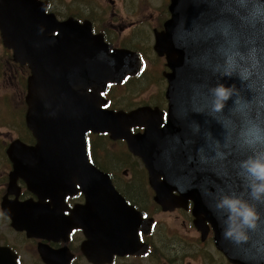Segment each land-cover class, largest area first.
<instances>
[{
    "label": "flooded vegetation",
    "instance_id": "flooded-vegetation-1",
    "mask_svg": "<svg viewBox=\"0 0 264 264\" xmlns=\"http://www.w3.org/2000/svg\"><path fill=\"white\" fill-rule=\"evenodd\" d=\"M43 1L48 3L49 11H53L60 19L72 16L81 22L89 20L95 32L103 34L106 41L113 47H125L137 51L143 59L144 66L155 64L164 68V60L153 52L154 33L164 18V11L160 12V7L163 6L156 7L155 0ZM5 61L9 66L7 77L12 79L17 64L9 52ZM21 70L24 75H27V70L24 67H21ZM141 72L137 76L127 77L120 84L111 85L113 93L117 96V101L124 109L132 108L133 91L139 90V97L143 96L148 86L161 82L165 70L145 69ZM2 77L3 75L0 76V79ZM5 99L6 96L0 94V103H3ZM143 104L165 108V103L160 99L147 98ZM23 106L22 102V105L16 108L0 107V245H8L11 248H13L11 245L12 236H16L18 232L13 230L12 219L7 211L12 205L9 201L16 198V195L9 190V176L13 164L7 156V148L12 141L14 128L23 141L30 143L34 141L25 124V108ZM22 114H24V120ZM19 116L21 117L20 123L17 122ZM90 136L92 137L90 143L92 157H99L105 168L109 169L114 177L122 170L126 178H132L129 182H125V186L119 191L128 203L141 213L140 220L145 219V222H140L137 227L138 253L116 256L112 264H225L217 254L211 236L203 238L189 209L175 208L158 212L155 193L148 185V177L135 169V166L131 164L132 157L127 158L122 154L113 153L115 150L112 145L104 143L108 140L106 135ZM19 199L37 200V197L28 190L26 185H23ZM81 200L82 197L79 196L70 198L68 201L72 204V201L80 202ZM3 201L8 202L5 208ZM150 219L154 221L152 228L148 225ZM3 242L6 244H2ZM61 245L52 243V246L57 248ZM78 249H80V242L78 244L72 242V250L80 260L81 254L78 253ZM74 264L77 263L74 262Z\"/></svg>",
    "mask_w": 264,
    "mask_h": 264
},
{
    "label": "clouds",
    "instance_id": "clouds-1",
    "mask_svg": "<svg viewBox=\"0 0 264 264\" xmlns=\"http://www.w3.org/2000/svg\"><path fill=\"white\" fill-rule=\"evenodd\" d=\"M203 7L208 24L191 39L194 57L216 78L203 88L222 131L209 133L188 163L227 165L243 179L239 194L213 193L215 209L224 214V239L242 243L262 219L256 202H264V0H204Z\"/></svg>",
    "mask_w": 264,
    "mask_h": 264
},
{
    "label": "water",
    "instance_id": "water-1",
    "mask_svg": "<svg viewBox=\"0 0 264 264\" xmlns=\"http://www.w3.org/2000/svg\"><path fill=\"white\" fill-rule=\"evenodd\" d=\"M186 1V0H184ZM204 0H187L185 6L183 9L179 10H172L173 12V18L169 20L166 23V29H167V37L170 39L171 37H174V33L178 32L179 34L183 35V32L181 31L182 27H185V35L183 37L178 36V40L175 43L174 41L167 42L170 45H174V49L181 53L190 52L192 56H194L193 52V43H192V35L195 33L201 31L205 26L208 24V17L209 13L207 9L203 7ZM0 5L2 7H6V12L11 16H6L5 12L0 16V28L2 30L3 35L6 37L7 42H10L12 44H22L23 39V20L22 17V10H24V7H27L29 5V0H0ZM179 5V0L176 1L175 7ZM29 21L35 20L36 22V29H38L39 32H43L45 34L49 31V26H53L54 30H58V35L55 36L52 40L57 45H64L68 44L71 45L69 48L63 47L60 51L68 50L72 51V42H92L93 44V66H92V73L93 76L97 74V71H100L103 68L109 67L110 62H102L98 63L95 61L98 59V54L104 52V48L102 45L96 40V36L90 35L89 31L82 30L79 26H75L72 24V20H68L63 23H58L55 18L52 17V21L49 19V17H46V15H36L35 17L29 16ZM26 20V19H25ZM184 21V22H183ZM186 46L189 45V49L187 47H184L180 45L181 43H185ZM190 42V43H189ZM176 44V45H175ZM190 50V51H189ZM22 51V47L20 49ZM201 70V69H200ZM187 71L190 74H193L196 72V68L188 67ZM204 73L209 74L208 72L204 71ZM201 70L200 77L204 76V73ZM216 79V78H215ZM215 79L208 78L207 83L200 84L199 82L193 83L190 86V83L188 85V91L191 90V94L194 95L196 101L198 100V103L195 105V109H197L200 104L203 108V110L208 113V95L205 93L203 85L213 83L215 82ZM172 85H174V81L171 80ZM172 90L170 91V99L171 101L178 100L182 98V94L179 89H175L174 87H171ZM174 89V90H173ZM187 101V98H186ZM43 103L47 104L48 100L44 99ZM187 111L189 113H192V110H190L187 106ZM209 114V113H208ZM60 115V114H57ZM137 116L138 112H131V113H124L122 111L118 113H114L111 110H104L99 111L97 109H93L89 123L98 127H105L106 129L110 130L111 132L120 131L122 135H127V127L134 125L137 123ZM193 122H197L199 120V123L203 126L205 134H207V129H213V124L208 122L205 117L202 114H199L197 112H193ZM61 117V115H60ZM191 122V123H193ZM189 124L186 123L184 127L185 132H189ZM66 131V141L67 143L73 142L79 147V144H82L81 140L79 139V132L76 129V132L70 128L67 127L65 129ZM221 135V131H218L214 137H218ZM199 143H197L198 145ZM133 148H136V144H132ZM188 158L189 155H188ZM84 164V163H83ZM188 164L187 160L184 161V166L186 167ZM226 165H223L225 167ZM85 167V165H84ZM67 168H64L62 170H66ZM71 170H72V163H71ZM232 170V169H231ZM195 174L200 173L201 170H197L195 168L192 169V171ZM233 173V183L236 187L233 188L232 186L228 187L225 185L223 181H219L217 184V188L214 190H204L205 197L209 198V200L206 202V204L203 202V200L199 201V206L202 209H210L213 213H223L222 211L215 209V196L213 193H221V192H230L232 194H238L235 190H243V179L238 176L235 172V170H232ZM64 179L60 178V181L62 182ZM206 180L205 174H204V180L202 179V182L204 184V187L206 186ZM158 186V184H157ZM64 187V186H61ZM193 187V186H192ZM198 188V187H195ZM190 193H196L197 196H203V190H192ZM113 194V190H109L108 193L105 195H111ZM159 201L163 204H166V198L164 195H161L159 198ZM106 202L102 201V199L98 200L97 203L92 205V225L94 227H101V224L103 222V217L105 215V211L107 209ZM196 208L198 209V201H196ZM102 212L103 217L99 218L97 213ZM224 216V214H223ZM78 222L76 223H85V218H82V212L78 214ZM106 217V215H105ZM72 223V219L70 221ZM216 222L218 226V245L219 247L226 251L228 254L230 252L228 251L230 248H234L235 245H243L246 244L248 246V252L252 255H258L260 253H264V223H259L258 227L251 230V238L250 240L242 243H235L231 241H227L224 239L222 235V227L219 224L220 219L219 217H216ZM223 222V220H222Z\"/></svg>",
    "mask_w": 264,
    "mask_h": 264
}]
</instances>
